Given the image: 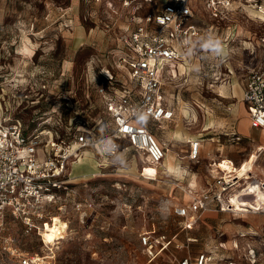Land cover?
<instances>
[{
  "label": "rangeland",
  "instance_id": "rangeland-1",
  "mask_svg": "<svg viewBox=\"0 0 264 264\" xmlns=\"http://www.w3.org/2000/svg\"><path fill=\"white\" fill-rule=\"evenodd\" d=\"M199 8L207 33L199 45L203 53L189 66H169L163 88L176 117L150 126L171 151L175 145L176 154L185 157L182 166L188 173L190 165L192 173L205 177L211 175L209 165L222 158L234 160L229 172L236 173L255 150L254 137L234 142L230 132L239 120L233 109L240 102L246 75L264 65L263 46L256 45L253 51L249 44L264 28L243 1L234 4L222 21L202 4ZM145 10L105 0H0V115L20 120L44 145L110 131L112 119L97 89L106 77L118 87L134 88L124 59L131 55L127 40L135 25L133 15ZM218 46L226 51L220 52ZM195 137L205 139L204 148L200 160L189 164L187 140ZM142 154L131 150L107 160L89 148L69 161L66 189L49 209L57 216L54 222L67 228L53 244H45L36 229H27L10 213H0V264H20L25 253L42 256L38 264H177L171 253H178L177 243L187 245L189 232L181 229L174 207L189 199L182 190L189 174H163L160 169L161 178H148L144 172L157 169L147 165ZM252 156L257 157L253 167L252 162L244 164L249 165L245 178L253 176L250 182L256 175L264 179V152ZM220 219L233 227L261 222L248 212L202 218L190 232L198 239L190 244L193 251L211 247L207 232L215 233ZM143 234L167 235L173 241L169 251L161 249L151 256L141 245ZM234 234L229 229L224 239H233ZM251 240L257 247L256 262L251 264H264V241ZM225 254L246 264L245 248L228 244Z\"/></svg>",
  "mask_w": 264,
  "mask_h": 264
},
{
  "label": "built area",
  "instance_id": "built-area-1",
  "mask_svg": "<svg viewBox=\"0 0 264 264\" xmlns=\"http://www.w3.org/2000/svg\"><path fill=\"white\" fill-rule=\"evenodd\" d=\"M105 1H118L127 7L135 5L137 10L147 9L139 16L133 15L135 25L127 40L131 55L124 62L131 69L134 88L127 84L118 87L112 77H106L107 82L97 89L115 128L98 137L83 133L70 140L48 141L44 145L36 132L27 133L20 120L0 115V213H10L24 222L27 229H36L45 244L46 226L54 218L49 209L66 189L69 161L79 158L81 152L94 148L101 158L112 159L120 152L118 139L122 138L145 154L151 165L158 168L163 165L167 149L146 123L138 121L162 123L174 118V110L163 102V76L172 63L191 61L197 56V47L206 33L200 22L199 4L216 21H222L234 4L243 1L255 11L264 28V0ZM260 41L264 44V34ZM244 99L249 104L251 127L263 128L264 65L247 75ZM200 144L201 139L191 141L192 159L199 157ZM218 169L213 184L200 196H195L190 204L174 207L178 217L190 216L185 227H191L201 214L209 211L263 212L264 207L239 209L233 197L250 196L246 193L248 179H240L235 172L223 167ZM140 242L151 256H155L168 245L169 239L165 234H143ZM12 254L15 251L12 250ZM42 259L38 254L25 253L20 264H38ZM247 259L250 263L256 262L254 248L248 250ZM214 260V255L203 252L195 258L184 257L179 264H212ZM228 264L237 263L230 260Z\"/></svg>",
  "mask_w": 264,
  "mask_h": 264
},
{
  "label": "crops",
  "instance_id": "crops-1",
  "mask_svg": "<svg viewBox=\"0 0 264 264\" xmlns=\"http://www.w3.org/2000/svg\"><path fill=\"white\" fill-rule=\"evenodd\" d=\"M206 34L207 33H205V36H206ZM263 34L264 33H262V35L260 36V38L258 40L255 41V39H254L253 40L254 42H249V44L251 45V48H253V51L256 49V45L257 46L258 45H262L263 48H264V44L261 43V41H260V39L263 36ZM199 45L197 47V56L193 60H191V62L194 61L195 59H197L199 53H203V51L199 50ZM221 49H222V52L226 51L224 46H221ZM188 64H189V60L186 61V62H183V63L182 62L179 63L180 66L181 65L189 66ZM172 66H176V63H172L170 65V68ZM246 78H247V75L245 77L244 87L242 88L240 102L238 103L237 107H234V109H233L235 112L237 111L239 120L237 121V123L235 125L232 126V128H231L232 130H231L230 134L232 135L231 137H232V140L234 142H239V141H241L243 139L252 140L253 137H254V139L256 141V144H254V143L252 144V145H254L255 150H254V152H252L250 154V158H247L246 160H244V162L241 164V166H238V167H243L244 164L248 163V162H252V167H253L254 161H255V159L257 157L252 156V154L255 153V155L257 156L258 153L264 152V127L259 129V131L255 130L254 128L251 127V115H250L249 108H248L249 104L244 99L245 90H246ZM164 92L165 91H164V88H163L162 89L163 102L165 103V105L167 107L171 108L175 112V109L173 107H171L166 102V97H165V93ZM237 94L240 95V93H238V92H237ZM175 117H176V112H175V116H174V118L172 120L164 121V122H162V124L169 123V122L173 121L175 119ZM138 122L141 123V124L142 123H146L149 126V128L152 130V128L150 126V124H151L150 122L151 121L148 122L145 119H141ZM152 124H155V122H152ZM114 128H115V125H114V122L112 120V127H111L110 130L112 131ZM154 133L157 135V137H158L159 141L161 142V144H163L165 146V148L167 149V157L164 160L163 165L160 168L156 167L157 172H156L155 176H159L160 178L163 176V175H158V172L161 171L160 169H164L165 170V172L163 174H169V173L170 174H175V175H177V174L181 175L182 174V176H186L187 174H189V180H187L186 186L184 188H182V190L184 192L188 193L189 199H188L187 202L178 203L176 206L190 204L195 196H200L204 190L208 189L214 182V178L213 177L215 175H213V173L218 172V170H219L218 168L220 167L218 165H220L221 162H224L225 159H229L227 161H229L231 164L227 163V162H224V163H227L229 165H234L235 164L234 160L231 159V158H222L219 162H215V163H212V164L209 165V172L211 174L210 176L202 177V176H199L198 174H196L195 172L192 173V170H190L191 169L190 165H189V173H188L187 168L185 166L184 167L182 166L183 163H184V160H185L184 158L185 157H182L178 153L176 154V151H175L176 150V146L174 145L173 150L171 151L170 148L168 147V144H166L163 136L158 135L157 132H155V131H154ZM195 139H201V144H200V148H199V157L197 159H192L190 157L191 141H193ZM123 141L126 143L125 146H122V144H121ZM118 142H119V145H120L119 154H121L122 152H123V154H127L131 150H135L130 145V143H129V141L127 139H122L121 138V139H118ZM204 142H205V139L203 137H195V138H190V139L187 140V143L189 145L188 155H187V158L189 159V164L194 162V161H199L200 160V158L202 156V151H203V148H204ZM40 155H41L42 158L44 157V152L42 150L40 151ZM142 155H144L145 158H146V161L148 163H150L148 158L146 157V155L145 154H142ZM147 165H151V163L147 164ZM145 166L146 165L142 166L141 172H140L141 174L144 172ZM147 171H145V172H147ZM251 171L253 172L252 169H251ZM252 178H253V176H251V175H249L247 177V179H248L247 182H248L249 185H253L254 182H259L260 185L261 184L264 185V179L263 178H259L256 175L255 181L250 182L249 180L252 179ZM263 190H264V187H263ZM224 214H228V213H226V212H218V211L205 212V213L201 214L197 218V221L194 222L192 224V226L189 227V228L185 227V223L189 220L190 216L186 217V218L178 217V218H180L182 220L181 224H180L181 229L186 231L187 233L189 232V235L186 237L187 245H185V244H181L180 245V244L177 243L176 247H180L179 250H178V253L177 254L171 253V256L175 260H177V264H179L180 260L182 258H184V257L191 256V257L195 258L197 255H199L200 253H203V252H207V253H210V254L215 256V260H214V262L212 264H223V263L224 264H228V262L230 260L235 261L237 264H244L239 259H236L235 257H233L231 255L225 254V250H226L228 244L230 245V247L233 246V249H236V248L240 249V247L241 248H245L246 252L250 248H254L256 250L257 249V247H255L256 243H254L251 239H257L256 241L259 242V243L264 241V224H261V223L264 222V214H262V213H249V214H253V217H254V219L256 221L257 220L261 221L260 224H254V225L249 226V227L248 226H245V227H239V226L233 227V225H229L228 223H226V221L224 223L223 222L224 219H220V221L219 222L217 221L216 224H215L216 225L215 229H217V231H215V233L211 232L210 230H209V232H207V236H208L207 239L210 241V245H211V247L209 249L193 251L191 249V247H190L191 243L197 242V240H198L197 237L192 236L190 234V232H192L198 226L199 221L202 218L204 219V218H207V217H210V216H212V217L213 216H217L218 218H220V217H223ZM225 229H226V231H225ZM229 229H231L232 231H235V234H234L235 238L226 240L224 238L227 237V230H229ZM250 234H252V235H250ZM172 242L173 241L169 238V243L164 249H167V251H169L168 247H169V245L172 244ZM164 249H162V250H164ZM245 255H247V254H245ZM246 264H251L248 259H246Z\"/></svg>",
  "mask_w": 264,
  "mask_h": 264
},
{
  "label": "bare ground",
  "instance_id": "bare-ground-1",
  "mask_svg": "<svg viewBox=\"0 0 264 264\" xmlns=\"http://www.w3.org/2000/svg\"><path fill=\"white\" fill-rule=\"evenodd\" d=\"M153 166V165H151ZM220 167H223L225 170L228 169L233 170L234 168L226 163H222L218 165ZM155 167V166H153ZM249 165L246 164L244 167L236 169V174L240 177V179H244L247 176V170H248ZM156 173L152 171H147L144 173V175L148 178H152L155 176ZM246 193L249 194L250 196H245L242 199H240L238 196L233 197V201L236 203V205L240 208L244 209H256V207H259V205H264V190L263 187L259 184V182H254L253 185H249L247 187ZM244 203V204H242ZM244 205V206H243ZM263 207V206H262ZM57 216H54L53 222H52V227L49 229L48 232L45 233V240L47 244H53V239H59L60 235L63 234L64 229L67 228L64 227V223L60 222H54V219ZM59 217V216H58ZM64 227V228H63ZM48 227H46L47 229Z\"/></svg>",
  "mask_w": 264,
  "mask_h": 264
},
{
  "label": "clouds",
  "instance_id": "clouds-1",
  "mask_svg": "<svg viewBox=\"0 0 264 264\" xmlns=\"http://www.w3.org/2000/svg\"><path fill=\"white\" fill-rule=\"evenodd\" d=\"M218 49H219L220 52L222 51L221 46H218Z\"/></svg>",
  "mask_w": 264,
  "mask_h": 264
}]
</instances>
